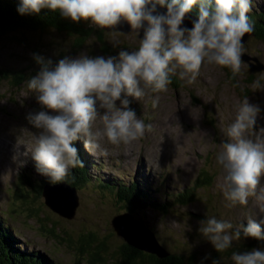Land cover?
<instances>
[{"label":"rangeland","instance_id":"obj_1","mask_svg":"<svg viewBox=\"0 0 264 264\" xmlns=\"http://www.w3.org/2000/svg\"><path fill=\"white\" fill-rule=\"evenodd\" d=\"M263 8L264 0H254L251 11H263ZM104 31L113 53H104L95 37L76 48L77 39L73 35L54 28L18 29L0 37V69L18 70L24 78L18 86L7 80L0 84V217L10 225L16 244L20 249L39 252L54 264H125L119 253L124 240L110 225L111 217L122 210L115 196L98 186L95 177H101L125 183L135 180L140 188L150 189L151 199L156 200H161L167 190L166 197L174 199L168 200L173 203L166 212L146 207L132 215L142 218L168 250L186 257L193 255L194 264H212L215 252L219 264H235L234 251L261 248L243 242L245 237L233 236L229 248L217 251L198 231L200 221L207 216L231 222L233 229L229 232L240 224L247 225L248 216L257 221L264 216L261 211L264 200H258L255 195L248 197L247 204L228 206L224 196L225 170L217 162V155L223 150L222 142L228 139L227 126L246 97L261 108L254 129H249L247 135L264 136V88L254 84L259 80L264 86V69L251 73L249 78L247 62L243 60L240 72L235 75L230 68L227 71L214 63H202L190 84L178 75V69L174 73L180 81L178 88L168 84L163 91L146 90L144 97L133 99L130 107L150 127L129 143L112 144L102 137L99 143L103 152L97 149L92 154L81 140H76L78 157L88 166L89 184L75 190L77 206L73 218L67 219L49 209L38 193L40 188L36 190L28 184L26 177L37 183L46 177L36 171L30 153L40 129L26 119L29 112L42 108L36 94L27 86V80L40 68L33 54L51 58L55 63L64 56H115L122 49L133 51L139 47L136 32ZM241 52L257 57L264 65V36L249 35L242 43ZM156 97L158 101L153 107L152 100ZM116 103L119 105V101ZM103 111L98 108V113ZM102 126L98 115L93 130ZM47 184L52 186L56 182ZM156 184L161 185L157 190ZM48 191L64 195L60 187ZM181 194L192 200L182 203L178 200ZM257 194H264V174L257 185ZM87 232L95 233L97 243L103 241L106 248L100 250L103 260L90 261L88 252H80V237Z\"/></svg>","mask_w":264,"mask_h":264},{"label":"clouds","instance_id":"obj_2","mask_svg":"<svg viewBox=\"0 0 264 264\" xmlns=\"http://www.w3.org/2000/svg\"><path fill=\"white\" fill-rule=\"evenodd\" d=\"M253 3L215 0L212 6L210 0H19L17 12L21 15L38 14L41 9L58 10L73 22L83 19L106 28L125 20L136 34L143 29L136 50L122 49L115 56L80 54L53 63L51 58L33 54L40 68L27 80V86L42 108L29 112L26 119L40 129L30 152L36 171L51 182L62 181L72 168L82 165L74 141L81 140L95 154L97 149L103 152L99 143L102 137L119 144L142 136L150 125H145L130 107L132 100L144 97L146 90H165L171 74L178 69V75L189 84L196 79L202 63L229 67L233 75L239 73L241 38L253 31L248 16ZM158 5L166 11H158ZM194 5L198 12L192 27L182 26L185 14ZM254 84L264 88L259 80ZM157 101L158 97L153 98V107ZM98 108L104 111L98 113ZM260 112V106L246 97L227 126L228 139L222 142L223 150L217 155V162L225 170L228 206L247 204L253 195L264 200V194H257L264 174V136L247 135ZM98 115L103 126L93 130ZM246 220V226L240 224L229 232L233 229L231 222L207 216L200 221L198 231L217 251L229 248L233 236L240 238L241 231L246 237L264 239V216L259 221L252 216ZM232 259L235 264H264V248L234 251ZM212 264L219 261L214 258Z\"/></svg>","mask_w":264,"mask_h":264},{"label":"trees","instance_id":"obj_3","mask_svg":"<svg viewBox=\"0 0 264 264\" xmlns=\"http://www.w3.org/2000/svg\"><path fill=\"white\" fill-rule=\"evenodd\" d=\"M18 2L19 0H0V37L6 35L10 31L18 29L44 30L47 28H54L58 31L73 35L77 39L76 48L82 47L86 40L91 37H95L104 53H113L112 47L106 40V32L90 23H84V21L87 20L82 19L80 21L73 22L70 18L62 17L58 10L49 9H41L38 14L21 15L17 12ZM210 4L214 6L215 0H210ZM197 12L198 6L194 5L190 13L197 16ZM248 16L250 23L253 25L254 34L256 36L263 37L264 8L263 11H251L248 13ZM222 67L227 71H230L229 67ZM22 76L23 75L18 73V70L11 71L8 69H0V84L2 81L7 80L12 86H18L24 80ZM248 77H252V74L248 73ZM179 84L180 81L178 78L174 74H171V83L169 85L173 86V88H178ZM73 144L75 145V143ZM88 176V166L84 161H82V165L78 164L75 168L71 169L64 181L70 186L77 188L82 185L89 184ZM26 178H28L26 180L33 189L35 188L36 190H39L38 188H40V191L43 185L48 182L52 183L47 177H41L38 179L40 183L31 180L29 177ZM95 181L99 187L105 188L108 193L115 196L116 202L119 203L122 212L127 211L131 215L134 211L144 209L146 207L155 208L159 212H166L172 205L171 203H173L168 202V200H173L174 198L170 196L166 197V195H168L167 190H164V196L161 200H156L155 198L151 199L150 189L145 187L140 188L135 180H131L130 183H125L116 180L112 181V179L107 181L101 177H95ZM159 187H161V185H154L156 190L159 189ZM16 196H18L17 193ZM178 198V200L182 203L192 200L190 196L185 198L182 194L178 195ZM136 219L139 221L143 220L142 218H140L141 220L138 218ZM261 231L264 233L263 226H261ZM153 233L157 238L156 233L154 231ZM241 237H245L242 239L244 240L243 242H252L255 246L264 248V239H257L251 236L246 237L243 235L242 231ZM14 238L15 237L11 232L10 225L5 219L0 217V264H54L53 261L45 259L43 255L39 254V252L20 249ZM95 238L96 235L94 232H87L86 234H83L79 240L80 245L78 248L80 252H88L90 261L103 260V257L100 255V250H106L103 241L100 240L99 243H97ZM157 240L162 245L158 238ZM95 242L96 244L94 246ZM165 250L168 252V255L158 257L155 254L138 250L123 241L122 248L119 253L120 257L123 259L122 262L125 264H194L193 255L186 257L178 252L170 251L167 248H165ZM215 254V259H217V253L215 252ZM212 256L214 257V255Z\"/></svg>","mask_w":264,"mask_h":264},{"label":"water","instance_id":"obj_4","mask_svg":"<svg viewBox=\"0 0 264 264\" xmlns=\"http://www.w3.org/2000/svg\"><path fill=\"white\" fill-rule=\"evenodd\" d=\"M157 10L160 12L166 11L165 8L159 5L157 6ZM196 18L197 16L191 13H186L183 19L182 26L191 28L192 20ZM84 23L88 24L90 22L84 21ZM101 29L119 30L123 33L134 32L128 22L125 20H121L115 26ZM252 34H254L253 31L250 33H245L244 36L241 38V43H244L247 40V37ZM137 36L139 38H142V28L137 33ZM241 60L247 62V70L250 74L264 69V65L257 59V57L250 56L245 52H241ZM59 187L62 189L64 195H54L50 194L48 191L49 189H59ZM75 190L76 189L74 186H70L62 180L52 186L50 184L43 185L41 195L43 196L44 203L49 209H51L53 212L59 214L62 217L71 219L74 216V210L77 206V195ZM110 225L117 235H120L127 244L135 247L136 249L145 251L147 253L155 254L158 257H164L168 255V252L158 242L153 231L141 221L133 218V216L129 212L126 211L114 214L110 219Z\"/></svg>","mask_w":264,"mask_h":264},{"label":"bare ground","instance_id":"obj_5","mask_svg":"<svg viewBox=\"0 0 264 264\" xmlns=\"http://www.w3.org/2000/svg\"><path fill=\"white\" fill-rule=\"evenodd\" d=\"M73 143H75V141ZM75 146H76V144H75Z\"/></svg>","mask_w":264,"mask_h":264}]
</instances>
